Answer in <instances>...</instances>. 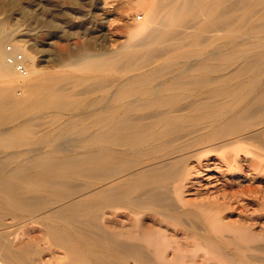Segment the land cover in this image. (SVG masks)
Masks as SVG:
<instances>
[{"label":"bare ground","instance_id":"1","mask_svg":"<svg viewBox=\"0 0 264 264\" xmlns=\"http://www.w3.org/2000/svg\"><path fill=\"white\" fill-rule=\"evenodd\" d=\"M15 5L0 0V264H264V152L245 146L264 151V0H136L118 37L99 4L55 57L15 39Z\"/></svg>","mask_w":264,"mask_h":264},{"label":"rangeland","instance_id":"2","mask_svg":"<svg viewBox=\"0 0 264 264\" xmlns=\"http://www.w3.org/2000/svg\"><path fill=\"white\" fill-rule=\"evenodd\" d=\"M74 1H75V3L71 2L70 0H17V6L15 5L16 7H14V10H16L17 15L13 16L14 18L9 19V25L12 28L19 30V33H20V36H17L15 39L21 38L22 43L26 42L27 40L28 41L31 40V41H35V42H40L42 40L43 46L45 48H47L49 51V52L47 51V53H50V54H52V57H55L57 54H59L60 50L63 49V48L60 49V47L64 46V47L70 49L71 47H73V45L75 43L79 46H83V44L85 43V40L87 38V33H89V31L92 30V25H93L92 23L94 22L93 18L91 17L89 10L93 9L92 11L96 10L99 12L100 8H98V7L101 4H105L106 5L105 8L107 7V9L110 8L109 10L111 11V13L113 15L110 18H111V20L112 19L114 20V21L113 20L108 21V23H111V26L109 27L111 29H114L112 26V25H114L113 22L117 26L120 27L119 22H121V19L122 20L126 19L127 21L128 20L131 21L135 17L138 18L139 15L141 16V13H142L141 10L138 7H136V5H134V2L136 0H105V1L104 0H74ZM125 3L128 4L129 6L126 5ZM123 7H126L127 10L129 11V13L124 14L123 12L126 10V8L124 9ZM8 14H9V11L6 12L3 10H0V17H6V16H8ZM75 16H78V17H75ZM88 17H89V21L91 20L90 23L86 22ZM117 17H118V19H117ZM115 18H116V20H115ZM76 25H78L79 27H77ZM116 25H114V27H116ZM73 26L75 29L73 28ZM72 28H73V31H72ZM77 28H79V29H77ZM81 29L83 30L82 32H81ZM122 29H123V27H120L117 29L118 33H116L117 34V35H115L116 37H118L122 34V33H119L120 31L124 30V29L123 30ZM77 30H80V32H81V34L79 33V35H77L78 37L75 34V31H77ZM61 31H63V32H61ZM100 40H103L102 36L99 37V39H98V41L101 44V42H103V41H100ZM7 44H11V42L6 40L5 46ZM16 51H20V50H16ZM17 92H20V90H17ZM102 95H103V92L98 91V92H95L91 95H88V96L86 95V99L100 98V96H102ZM97 96H99V97H97ZM84 107H86V106H84ZM84 107L82 106L80 108H84ZM36 111L33 112L36 115H34V114L32 115V116H35L33 119V122H36V123H38V121L39 122L43 121L42 123L45 122L46 124H52V126H54V125L57 126L58 124L61 125L63 123H66L68 120L69 111L58 112V113H56V111L53 112L52 110H48V109H40V110H36ZM44 119L48 120L49 122H46ZM48 128H50V127H48ZM51 128H53V127H51ZM64 137L65 136H63L62 138L59 139L60 144L63 142L66 143V137H65V141H63ZM254 141L255 142H253V140H249L247 143H245L246 148L249 149V151H252L253 153L254 152L263 153L264 151L262 149H260V147L258 145L259 142L256 140H254ZM65 143L61 144V146L67 148L68 146H66ZM73 149L79 150L80 147L76 146ZM253 150H255V151H253ZM65 152L67 154L65 153V155H64L63 152H60L59 155L69 156V155L75 154L74 152H73V154H71L72 150L65 151ZM61 153H63V154H61ZM80 153H82V152H80ZM249 153L251 154V152H249ZM219 155H220L219 152H217V154L214 153L213 158H216L219 161V158H220ZM252 155L253 154H251L249 158L251 160L254 159L253 161H256V159H255L256 156L252 157ZM220 165L221 164H219V166ZM221 167L223 169H226L225 165H221ZM250 171L252 172V170H249L246 172H250ZM85 178H86V176L77 177L73 182L75 184H78V182H79L81 185L83 184V186H81L79 184L80 186L77 185L78 187H76V186L75 187L76 188L84 187V183H85V184H88L87 188L89 190H94L96 188H99L102 185H105L104 183L107 182L106 180L96 182V181L89 180V177H88V179H85ZM261 179L262 178H258L256 181V182L260 181L261 184H257V183H254V184L252 183V184L256 185V186L258 185V186L263 188V189L261 188L262 190H264V183H263L264 180L263 179L261 180ZM83 180H85L86 182L88 180V182L86 183ZM250 201H252V199H250ZM251 208H252V206H251ZM17 220L18 219H16V222H15V219L13 221V223L15 222L14 225H16V223H17V225L14 226V228H16L17 230L18 229H24L26 227V221H20L21 219H19L18 220L19 222H18Z\"/></svg>","mask_w":264,"mask_h":264},{"label":"built area","instance_id":"3","mask_svg":"<svg viewBox=\"0 0 264 264\" xmlns=\"http://www.w3.org/2000/svg\"><path fill=\"white\" fill-rule=\"evenodd\" d=\"M5 52H6V62L13 66V68L22 74H25L27 72L26 65L24 62V56L23 53L20 51L13 50V47L11 44H7L5 46Z\"/></svg>","mask_w":264,"mask_h":264}]
</instances>
